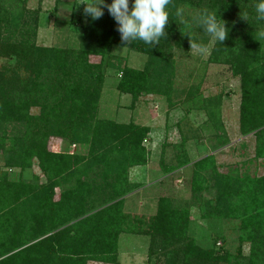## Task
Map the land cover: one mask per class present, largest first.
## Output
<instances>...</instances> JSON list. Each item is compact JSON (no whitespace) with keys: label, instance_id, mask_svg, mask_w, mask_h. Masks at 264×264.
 I'll return each mask as SVG.
<instances>
[{"label":"trees","instance_id":"obj_1","mask_svg":"<svg viewBox=\"0 0 264 264\" xmlns=\"http://www.w3.org/2000/svg\"><path fill=\"white\" fill-rule=\"evenodd\" d=\"M256 2L170 0L165 36L155 45L122 42L105 7L97 20L80 19L79 44L71 48L37 44L38 10L27 8L25 0H0V149L6 153L7 168L23 169L37 161L44 175L42 182L30 184L9 179L7 170L0 174V264H117L122 232L148 235L149 256L159 258L154 264H264V175H216V195L203 200V216L239 219L238 239L249 243L248 255L239 248L234 256L215 245L203 249L187 235L189 204L175 206L170 198L160 197L152 215L123 210V199L135 186L128 182L126 170L146 162L141 144L148 129L97 117L107 65L122 72L117 88L132 101L147 94L168 95L173 90L174 50L187 39L198 41L192 31H202L192 23L191 34L183 32L177 10L206 9L217 13L227 29L221 44L214 40L208 61L228 64L239 76L240 130L256 136L257 156L263 157L264 21L256 20ZM115 45L145 54L143 68L122 65L120 59L110 62ZM49 138L88 145V153H54ZM205 161L193 163L196 171ZM189 162L183 152L175 167L164 169L171 172ZM196 171L190 203L200 206L204 187Z\"/></svg>","mask_w":264,"mask_h":264},{"label":"rangeland","instance_id":"obj_2","mask_svg":"<svg viewBox=\"0 0 264 264\" xmlns=\"http://www.w3.org/2000/svg\"><path fill=\"white\" fill-rule=\"evenodd\" d=\"M25 5L38 10L37 44L71 48L78 46L80 19L87 17L84 13L85 4L81 0H25ZM179 9L182 11L180 20L196 25L194 19L199 11L187 6ZM192 33L198 41L187 39L174 50L175 62L171 76L173 90L168 95L147 94L132 101L130 94L117 88L122 72L115 67L104 66L97 117L116 123H133L148 129L141 144L145 149L146 162L126 170L128 182L135 186L123 199L124 211L152 215L156 213L160 197L170 198L175 206L189 204L187 235L199 247H223L225 253L233 256L239 248L242 255L247 256L250 245L248 242L240 243L238 239L239 219L203 216V208L206 209L203 200H211L216 195L219 184L216 175L263 176L264 156H257L256 136L252 132L242 134L240 130L242 87L239 76L232 73L228 64L208 61L214 38L202 31ZM191 43L201 46L203 51L191 47ZM91 59L98 61L100 58L92 56ZM117 59L122 65L140 70L147 58L145 54L115 45L111 48L108 60L113 62ZM37 110L33 108L31 111L36 113ZM48 148L54 153L62 149L71 155L88 153V145H65L55 138H49ZM183 152L190 162L173 168L171 172L166 171L164 167H175L177 158ZM5 154L0 149V174L7 170L9 179L30 184L44 180L37 161L23 169L7 168ZM202 158H206L204 167L196 171L193 163ZM195 171L198 172L196 180L204 187L200 191L201 207L190 203ZM56 195L59 196V187L56 188ZM149 245L148 235L120 233L117 264L156 263L159 258L156 259L155 254L149 256ZM86 264L115 263L88 260ZM217 264L232 263L222 261Z\"/></svg>","mask_w":264,"mask_h":264},{"label":"clouds","instance_id":"obj_3","mask_svg":"<svg viewBox=\"0 0 264 264\" xmlns=\"http://www.w3.org/2000/svg\"><path fill=\"white\" fill-rule=\"evenodd\" d=\"M81 2L85 4V15L90 16L92 20L102 17L106 7L118 26L117 31L122 42L130 44L132 41L140 40L145 44L155 45L165 36V25L169 19L167 7L170 0H131V9L130 0H111V3H105V0H89V2L81 0ZM255 13L257 21H264V0H257ZM176 15L181 16L182 11L178 9ZM195 23L200 30L218 43L221 44L226 39L227 29L224 23L217 20V13L201 10L195 18ZM191 30L192 23L184 22L183 32L191 34ZM191 47H198L203 51L199 45L191 43Z\"/></svg>","mask_w":264,"mask_h":264}]
</instances>
